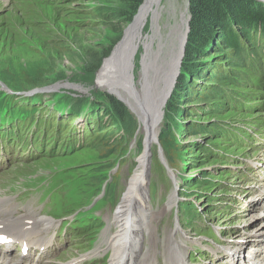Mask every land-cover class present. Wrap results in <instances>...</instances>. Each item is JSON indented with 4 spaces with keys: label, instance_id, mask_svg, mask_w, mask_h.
Segmentation results:
<instances>
[{
    "label": "rangeland",
    "instance_id": "rangeland-1",
    "mask_svg": "<svg viewBox=\"0 0 264 264\" xmlns=\"http://www.w3.org/2000/svg\"><path fill=\"white\" fill-rule=\"evenodd\" d=\"M43 1L45 0H0V101L4 98L3 87L23 91L19 93L23 100L35 90L46 89L41 92L44 99L28 108V111L12 109L8 101L0 103V199L3 200L0 201V211L6 214L0 217V221L14 222L23 216L34 220L42 217L49 218L54 226L42 233V237L46 238L44 243L47 244V251L40 253L39 248L31 246L30 256L24 258L12 247L11 250L0 249V256L13 264H113L114 254L121 253L125 246L124 242L114 238L119 231L116 212L121 210L123 200L131 196L132 181L138 171V159L146 151L144 134L149 139L154 132L150 133L146 129V123L142 121L141 124L137 115L128 109L138 122L135 137L139 138H135L138 141L128 142L127 157L120 155L118 158V162L121 160L117 184L119 197L113 200L99 197L106 187L104 181L109 177L107 168L113 159L108 162L99 158L100 150L96 147L76 148L78 150L71 155L55 156L60 154L58 151L61 140L51 146L48 140L44 146L38 145L34 125L25 130V141L14 143V137L6 138L3 133L10 130L17 119L37 115L39 108L45 106L46 110L51 109L52 115L60 116L61 120L70 123L80 133L82 130L92 131L102 121L106 127L113 128L108 137L115 131L121 136L123 132L116 122L105 115L104 109L94 108L92 102L97 101L99 94L112 93L106 86L114 80V70L120 67L123 68L122 82L131 81L135 94L139 88L142 90L139 85L142 59L145 50L148 52L147 38L153 33V8L156 7V0H150V3L149 0H144L140 5L142 8L148 2L142 12L146 13V18L143 19L144 15L141 18L145 22L147 20V24L143 34L140 32L135 40L129 39V48L128 43L123 42L129 33L137 34L140 30L141 26H134L138 24V19L135 22V18L141 11L140 7L130 19L124 15L129 11L122 0ZM168 3L169 0H164L162 6H167ZM174 3L176 18L165 11L163 20L160 19L164 37H167L173 25L179 24L181 12L185 10V0H174ZM116 42L118 43L115 45ZM156 44L157 41L154 42V49ZM111 46H114L113 50L118 47L115 54L104 59L106 61L94 71L93 81L88 82L87 73L93 68L96 59ZM105 63L109 65L103 70L100 82L96 81L97 76H101L99 73ZM208 63V59H201L199 67L205 69ZM147 78L153 81L154 75L148 71ZM260 79L259 77L256 83ZM108 81L110 82L106 83ZM34 84L44 87L25 91ZM256 92L258 93L251 94L254 97L250 103L254 107L253 111H224L218 118L212 110L203 111L201 115L193 114L191 118L184 116L185 113L181 111L179 118L183 114V123H176L185 129L194 123L202 125L219 118L240 120V123L228 121L236 125L235 133L227 132L231 148L218 150L217 156L213 157L206 154L209 160L204 153H200L202 151L194 150L191 155L193 158L181 153V163L172 162V168L167 164L171 173H163L160 167L154 170L157 166L155 160L159 157L154 140V163L147 193L149 211L145 213V218H139L142 208L137 202L141 195L145 196V187L142 193L140 188L133 191V199L137 198L138 201L132 202L131 208L125 210L126 219L130 218L131 223L138 228V222H145L144 228L147 230L143 246L135 254V264H169L166 238L173 230H178V236L184 240L186 264H234L230 261L231 258L228 259V252L235 254L243 250L249 255L257 250V246H253L257 238L250 235L262 227L259 222L263 221L261 224H264V198L257 205L258 200L264 197V89L258 88ZM62 93L67 95L69 101L64 98L60 100L64 105L59 112L55 109L54 102L58 101L56 96ZM137 95L136 100L139 99V94ZM86 102L89 104H84ZM185 102L187 100L183 99L182 107ZM30 103L31 101L26 104ZM176 118L178 120V116ZM159 125L158 123V127H154L156 137L161 133L163 124ZM53 126L55 131L56 124ZM177 131L179 132L178 129ZM178 140L184 145L198 142L208 144L203 135L191 137L186 134ZM62 141L66 143L65 139ZM44 148L54 156L47 155ZM163 152L166 161L164 149ZM200 157L209 163L202 169H194L192 164ZM104 162H107L106 165ZM206 176L211 178V182L207 187H199L198 182ZM117 178L118 176L111 181L107 191L108 198L115 196ZM187 182L195 184L192 189L199 192L196 197L182 194L184 190L190 191L186 187ZM25 186L32 188L29 193H25ZM87 188L93 195V201L85 199ZM175 191L176 205L169 207L170 198ZM122 194H126L123 199ZM182 202L196 204L200 209V216L195 222L188 221L178 211V205ZM90 212L103 220L102 228L89 230L92 224L91 217H88ZM71 223L72 226L64 228ZM138 236L140 238V234ZM97 249L99 250L95 253ZM223 251L226 253L219 255ZM3 262L0 260V264Z\"/></svg>",
    "mask_w": 264,
    "mask_h": 264
},
{
    "label": "trees",
    "instance_id": "trees-1",
    "mask_svg": "<svg viewBox=\"0 0 264 264\" xmlns=\"http://www.w3.org/2000/svg\"><path fill=\"white\" fill-rule=\"evenodd\" d=\"M48 1L51 0H45L43 2ZM122 1L128 6L129 11L124 15H127L128 18L131 19L135 13H137L138 8L142 5L144 0ZM189 1L191 21L186 55L176 89L166 107L165 120L160 134V144L165 151V156L171 168L173 167L171 164L172 162L181 163V153L188 154L190 158H193L191 155L194 152L192 151L200 150L202 151L200 153H204L205 156L207 154L213 157L217 156L218 150L223 151L230 149L231 142L229 141L230 138L227 140V132L235 133L236 125L228 121L233 120L235 121L234 123H240L239 119L219 118L211 123L206 122L202 125L194 123L185 129L182 126L179 127V125L183 123L182 119L184 116L191 118L193 114L201 115L203 111L212 110L218 118L220 115L224 114V111H253L254 107H252L250 103H252L254 97L251 94L258 93L256 92L258 88L264 89V2L260 0ZM145 5L144 3L140 13L135 19V22L138 19V24L134 26H141L140 30L137 34L129 33L130 35L128 34L127 37H125L123 43H128L127 48L131 45V41L137 39L140 32L143 34V30H145L147 20L145 22L143 19L146 18V13L142 14ZM143 15L145 17H143ZM142 17L143 21L141 20ZM129 39L131 41H129ZM117 43L118 42H116L115 45ZM114 46H111L96 59L93 68L87 73L89 75L87 78L88 82L93 81L94 71L97 67L100 68L105 58L111 55ZM201 59H208L209 61L205 69L199 67ZM109 63L104 64L99 73L101 76H97L96 81L101 79L103 70H106ZM259 77L261 79L260 82L257 83L260 85L256 83ZM30 86H32V88H27L25 91L44 87V85L39 84ZM9 89L15 94L2 92L4 98L0 103L8 101L12 109L18 108L28 111V108L34 107L45 97L41 93H36L33 96L25 97L26 99L23 100L19 97V93H23V91H19L16 88ZM186 94L187 96H185ZM56 98L58 101L54 102L55 109L61 112L64 104H61L60 100L63 98L67 101L69 100L67 95L63 93L58 94ZM183 99L187 100V102H185L186 108L185 106L182 107ZM30 101L31 103L29 105L26 104ZM92 103L94 108L98 110L104 109L105 115L111 117L114 122H116L123 132L121 136L118 131H115L116 133L113 132L114 134L108 137V134L112 133L111 131H113V128L106 127L102 121L98 122L92 131L82 130V133H80L78 130L73 129L70 123L61 120L60 116H56V114L52 115L51 109L46 110L45 106L39 108L38 113L41 115L33 114L30 118L17 119L15 125L10 130L4 132L3 136H6V138L14 137V143L16 141L20 142V140L25 141L27 138L25 130L27 127L34 125V130L37 131L35 141L38 145L44 146L47 144L46 142L48 140L49 146H51L55 142L61 140L62 143L59 147L60 151H58L60 154L55 156L62 154L71 155L78 150H76V148L85 149L90 146L96 147L100 150L99 158L108 162L113 159L112 162L108 164L107 171L109 172V177L104 181L108 182V184L105 197L103 198L104 200H113L117 197V182L120 178V172L118 170L113 174V178L118 176L116 179L115 196L113 198L107 197V191L111 184V182H109L110 173L116 169L118 164L121 166V160L118 162L120 155L124 157L128 154L127 144L129 141L132 142L134 140L138 130V122L128 108L114 96L99 94L97 101ZM84 104L87 105L89 103L86 102ZM82 105L79 104V106ZM181 111L185 114L184 116L182 114V117L179 118L181 116ZM177 116L178 120L176 118ZM71 118L74 120V116ZM176 121H179L180 124L178 125ZM54 124H56L55 131ZM241 132L243 133L245 131ZM186 134H190L191 137L203 135L207 138L208 144H201L198 142L196 144L184 145L178 138ZM105 136L106 139L104 138ZM62 139H65L66 143H64ZM67 142H72V144ZM139 146L141 148L140 141ZM43 151L49 156H54L49 154L51 151L48 152L45 148ZM200 159L195 160L192 164L194 169H202L209 163V161L207 163L205 160H202L205 158L200 157ZM155 161L157 162V166L154 167V170L160 167L164 172L165 168L161 162H159V160ZM105 163L107 162H104V164ZM204 171H206V169H204ZM93 179L94 176H92L91 181H93ZM210 179L211 178H208V176L204 177V179L198 182L199 187L203 185L207 187L206 185L211 182ZM186 184L187 189L190 191L186 192V190H184L182 194L196 197V194L199 192L192 189L195 184L188 182ZM85 199L93 201V195L88 188L85 190ZM179 210L181 215L188 221L195 222L200 216L199 209L196 205L189 202H182L179 206ZM88 217H91L92 223L99 220L93 216V212H90Z\"/></svg>",
    "mask_w": 264,
    "mask_h": 264
},
{
    "label": "bare ground",
    "instance_id": "bare-ground-1",
    "mask_svg": "<svg viewBox=\"0 0 264 264\" xmlns=\"http://www.w3.org/2000/svg\"><path fill=\"white\" fill-rule=\"evenodd\" d=\"M185 1H186L185 10L181 12L182 14L181 23L177 24L178 28L175 31H173L174 26L172 28L168 26V28H170L171 30H169L167 37H164L162 35L160 24H162L163 16H165V11L169 12L170 15L176 18V11H175L176 9H174L175 3L174 0H169L167 6H162L164 0H156V7L153 8L154 11L153 24H152L153 33L149 38H147L148 40H147L146 49L148 52L146 53L145 50L142 59V71L140 72L141 79L139 81V85L142 86V90L141 88H139V90H137L135 94V92H129L127 89L123 88L122 85L123 68L121 67L114 70V80L111 82L110 81L106 82V83L110 82V84L106 86L107 89H109L112 93L114 92V94H116L118 97L122 98L124 102L133 110V112L138 117L141 118V121H144L145 123H146L145 116L142 110L139 108V104H140V98L142 97L144 91V86L149 81L147 78V72L149 71L150 74L154 75V80L150 82H153L156 85L160 82L162 78V74L171 70L172 67L171 59L179 53L181 47V34L183 30L186 28L187 21L189 18L188 0ZM147 6H148V2H147ZM161 18L162 20L160 22ZM168 19L169 18L167 17V20ZM155 41H157L156 49H154ZM137 94H139V99H138L139 103L138 100H136L138 97ZM146 125H147L146 129H148L150 133L154 132V135L153 136L151 135L149 139H146L147 142L146 151L138 160L139 165L136 168V170L138 169V171L136 172L135 170L136 174L135 172L133 173L128 183L130 186L131 179L135 174L131 185V196L123 200L121 204V210L119 212H116L117 227H118L117 229H119V231L116 233V236L114 238H118V240L124 242L125 246H124V250L121 253L114 254L113 256L114 260H112V263L114 262L113 264H120V262L117 261H122L125 262L126 264H135L136 263V260L134 259L135 254L143 246V242H144L143 238L145 237V234L147 232V230L144 228L145 222L143 223L138 222L139 224V228H138L131 223L130 218L128 219L125 218L126 216L125 210L127 208L128 209L131 208L132 202L138 201L137 198L133 199L134 197L133 191L136 188H140L141 193L143 191V187H145L146 189L145 196L141 195L139 197L140 201L137 202L138 205H140V207L142 208L141 213L138 215L139 218L140 217L145 218L146 215L145 213L149 211L148 209L149 198L147 197L148 184H149L148 176H147V170H148L147 161L150 156V150L151 151L153 150V142L156 138L155 129L158 126L156 125V128L154 129V127L151 128L149 124L146 123ZM144 177L146 180L144 179ZM129 186L127 190H129ZM127 190L125 193H127ZM125 195L126 194L123 195L122 199L124 198ZM176 198L177 195L175 191L170 198L169 207H173L176 205ZM263 198L264 197L258 200L257 205L261 204L260 200ZM0 201L3 200L0 199ZM1 212L2 211H0V213ZM3 215L6 214L2 212V214H0V217H2ZM25 218H26L25 216L20 217V219L14 222L0 221V234L1 233L7 234L10 238H14L19 241H27L29 245L33 247H37L39 249L45 247L47 245L46 243H44L46 241V238L42 237V233L43 230H48L54 226L52 222L48 220L49 218L45 219L42 217H37L36 218L37 220H34L33 218L31 219H25ZM29 222H31V224ZM138 234H140V238ZM106 235L107 232L105 233L104 237ZM250 236H254L257 238L256 242H254L253 244V246H257V250L254 251L253 248L255 247H253L251 249L253 251L251 253L249 252L250 253L249 255L245 254L243 250L238 251L235 254L232 252H228L227 253V256H229L228 259L231 258L232 260L230 261H233L234 264H264V231L257 230L256 233ZM166 239H167L166 244L168 249L167 262L169 264H186V260L184 256V247H183L184 240H182V238L178 236V230H173L172 233ZM126 241H128V244L126 243ZM248 249H250V246L248 247ZM98 250L99 249H97L95 253H97ZM224 252L226 253V251H223L219 253V255L223 254ZM118 255L119 257H117ZM2 264H8V262L4 261ZM149 264H153V262H150Z\"/></svg>",
    "mask_w": 264,
    "mask_h": 264
},
{
    "label": "water",
    "instance_id": "water-1",
    "mask_svg": "<svg viewBox=\"0 0 264 264\" xmlns=\"http://www.w3.org/2000/svg\"><path fill=\"white\" fill-rule=\"evenodd\" d=\"M261 1L264 2V0H261ZM189 7H190V1L188 0V8ZM190 21H191V16L189 14V18H188V21H187L186 28L183 30V32L181 34V47H180L179 53L177 55H175L171 59V61H172L171 70L162 74V78H161V80H160V82L158 84L155 85L153 82L148 81L146 83V85L144 86V91H143L142 97L140 98L139 108L142 110V112H143V114L145 116L146 123L149 124L151 128H153L156 125H158V123L160 125L162 124V122H163V120L165 118L166 106L168 105V102L172 98V95H173V93H174V91L176 89V85H177L179 77L181 75L182 64H183V61H184V58H185V55H186V46H187L188 36H189V32H190ZM173 26H174L173 31H175L178 28V25L175 24ZM170 33H171V31H170ZM119 45H117V46H119ZM117 48L118 47H116V49L113 50V52L111 54V57L115 54ZM157 62H158V60H157ZM122 85L124 86L123 88L127 89L129 92H134L133 85H132L131 81H129V80L128 81H123ZM3 90H7L6 87H3ZM45 90L46 89L35 90L33 93H31V95L35 94V93L44 92ZM109 94L111 96L113 95L114 97H116L131 112H133L132 109L120 97H118V96H116V95H114V94H112L110 92H109ZM138 118H139V121L142 124L141 118L140 117H138ZM159 136H160V134L158 133L154 143L158 146V154H159V157L161 159V162L167 168L168 172H171L168 169L167 164L164 161L163 152H162L161 147L159 146V144H160ZM144 137L146 139L145 134H144ZM145 139H144V150L146 149V147H145ZM152 159H153V152L150 150V156H149V159L147 161L148 181H150V177H151ZM262 222H259V225L262 226L261 228L258 229L259 231H264V226H263L264 224L262 225L261 224ZM257 226H258V222H257Z\"/></svg>",
    "mask_w": 264,
    "mask_h": 264
}]
</instances>
